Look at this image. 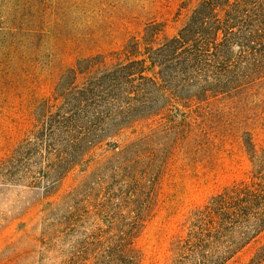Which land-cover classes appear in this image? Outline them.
<instances>
[{"label": "trees", "instance_id": "trees-1", "mask_svg": "<svg viewBox=\"0 0 264 264\" xmlns=\"http://www.w3.org/2000/svg\"><path fill=\"white\" fill-rule=\"evenodd\" d=\"M173 32L151 19L120 47L80 57L33 108V120L0 159V183L47 194L91 154L112 156L49 208L40 243L52 264H142L135 241L171 150L207 137L226 100L264 84V0H181ZM264 96V94H261ZM259 100V99H258ZM140 123L152 136L120 146ZM249 167L192 205L170 237L164 264H264V141L241 139Z\"/></svg>", "mask_w": 264, "mask_h": 264}, {"label": "rangeland", "instance_id": "rangeland-1", "mask_svg": "<svg viewBox=\"0 0 264 264\" xmlns=\"http://www.w3.org/2000/svg\"><path fill=\"white\" fill-rule=\"evenodd\" d=\"M180 1L0 0V159L30 126L34 106L52 92L59 75L76 59L120 47L151 19L166 21L173 32L180 22L174 18ZM255 93L220 104L218 125L207 137L171 150L135 241L142 264H164L170 237L179 232L186 211L222 185L246 177L249 164L241 139L264 141V84ZM155 128L156 124L140 123L117 140L123 146L152 136L158 148L165 139L151 132ZM111 157L106 146L97 148L87 166L69 173L51 194L0 183V264L56 262L57 256L40 243L49 208L89 181Z\"/></svg>", "mask_w": 264, "mask_h": 264}]
</instances>
